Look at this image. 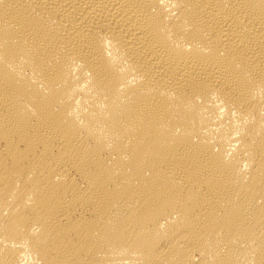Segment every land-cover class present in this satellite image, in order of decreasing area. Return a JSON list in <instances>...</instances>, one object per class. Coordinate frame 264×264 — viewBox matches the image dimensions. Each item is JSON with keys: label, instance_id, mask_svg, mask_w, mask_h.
Here are the masks:
<instances>
[{"label": "bare ground", "instance_id": "6f19581e", "mask_svg": "<svg viewBox=\"0 0 264 264\" xmlns=\"http://www.w3.org/2000/svg\"><path fill=\"white\" fill-rule=\"evenodd\" d=\"M0 264H264V0H0Z\"/></svg>", "mask_w": 264, "mask_h": 264}]
</instances>
